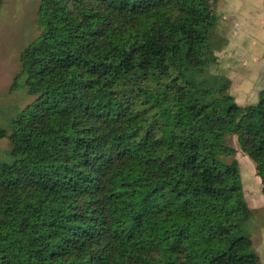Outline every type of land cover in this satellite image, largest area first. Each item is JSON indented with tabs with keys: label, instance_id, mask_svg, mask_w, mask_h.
I'll return each mask as SVG.
<instances>
[{
	"label": "trees",
	"instance_id": "1",
	"mask_svg": "<svg viewBox=\"0 0 264 264\" xmlns=\"http://www.w3.org/2000/svg\"><path fill=\"white\" fill-rule=\"evenodd\" d=\"M34 99L0 125V264H262L236 149L264 195V88L218 69L211 0H40ZM231 158V160H229Z\"/></svg>",
	"mask_w": 264,
	"mask_h": 264
},
{
	"label": "rangeland",
	"instance_id": "2",
	"mask_svg": "<svg viewBox=\"0 0 264 264\" xmlns=\"http://www.w3.org/2000/svg\"><path fill=\"white\" fill-rule=\"evenodd\" d=\"M219 15L217 32L226 38L218 52L220 72L229 79V92L240 104L253 103L264 88V0H211ZM40 0H0V125L8 128L10 119L34 96L23 86L19 55L42 30L39 24ZM226 140L236 149L243 195L254 215L246 224L253 247L264 264V195L256 164L243 151L235 134ZM8 137L0 138V161L13 162ZM231 158L229 160H231Z\"/></svg>",
	"mask_w": 264,
	"mask_h": 264
}]
</instances>
